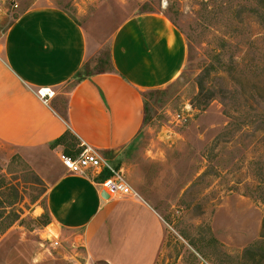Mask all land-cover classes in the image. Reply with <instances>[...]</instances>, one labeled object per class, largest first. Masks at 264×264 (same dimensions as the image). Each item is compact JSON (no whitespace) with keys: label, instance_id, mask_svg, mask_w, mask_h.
<instances>
[{"label":"rangeland","instance_id":"374dc122","mask_svg":"<svg viewBox=\"0 0 264 264\" xmlns=\"http://www.w3.org/2000/svg\"><path fill=\"white\" fill-rule=\"evenodd\" d=\"M48 4L85 28L84 75L111 70L112 37L134 14H163L185 35L183 72L145 93L143 129L111 163L167 222L156 264H264V0H0V45L24 9ZM60 151L0 146V264L86 262L46 224Z\"/></svg>","mask_w":264,"mask_h":264},{"label":"crops","instance_id":"0c3cea01","mask_svg":"<svg viewBox=\"0 0 264 264\" xmlns=\"http://www.w3.org/2000/svg\"><path fill=\"white\" fill-rule=\"evenodd\" d=\"M110 57L111 70L77 80L89 58L85 28L56 4L24 9L0 45V146L62 153L64 144H51L70 131L76 146L91 145L111 163L143 129L145 92L183 72L188 45L165 15L141 12L117 28ZM40 89L55 94L45 102ZM100 182L92 171L70 173L63 165L46 192L59 234L78 241L87 264H156L166 220L140 195L104 198Z\"/></svg>","mask_w":264,"mask_h":264},{"label":"built area","instance_id":"2783aa9c","mask_svg":"<svg viewBox=\"0 0 264 264\" xmlns=\"http://www.w3.org/2000/svg\"><path fill=\"white\" fill-rule=\"evenodd\" d=\"M43 89L38 90V95L43 99V101L48 102V99L54 96L55 91L48 89V91L43 92ZM60 159L70 173L77 174H88L89 171L95 175V177L103 170L109 169L111 171V176L105 181H99L103 189L107 191L110 198H119L127 196H138V192L132 187V185L126 179L122 169L116 168L108 159L95 147L91 145H85V147L80 151V153L73 157L66 153L60 154ZM51 232V231H50ZM54 243L58 244L57 239L59 235H54ZM87 264V263H80Z\"/></svg>","mask_w":264,"mask_h":264},{"label":"trees","instance_id":"16d2710c","mask_svg":"<svg viewBox=\"0 0 264 264\" xmlns=\"http://www.w3.org/2000/svg\"><path fill=\"white\" fill-rule=\"evenodd\" d=\"M110 63H111V69H112L113 67H112L111 57H110ZM82 71H79L77 73V75H76L77 80H80L84 76H87V75L91 74V73L85 72L86 74L84 75V73ZM100 72H103V71H100ZM199 87H200V94H199V96H200L203 93V91H204V86L201 83L199 85ZM145 93H147V92H145ZM144 96H145V94H144ZM205 98H206V101L208 102L210 99L213 98V95H211V94L210 95H207ZM76 140H77V138L75 137V135H73L72 132L67 131L64 135H62L61 137H59L58 139H56L51 144V146L55 147L58 144H64L65 145V152H66V154L76 157L80 153V151L82 149L81 147H78L77 152L75 154H73L72 150L75 149V147H76ZM111 174L112 173H111V171L109 169H103L95 177V179L96 180H99V181H105L106 179H108L111 176ZM47 211H48V208H47ZM49 222H51V221H47L46 224H48Z\"/></svg>","mask_w":264,"mask_h":264},{"label":"water","instance_id":"95a60500","mask_svg":"<svg viewBox=\"0 0 264 264\" xmlns=\"http://www.w3.org/2000/svg\"><path fill=\"white\" fill-rule=\"evenodd\" d=\"M102 196H103L104 198H106V199H109V198H110L109 194L107 193V191H106L105 189L102 191ZM54 225H55L54 223H51V224L48 226V228L50 229L51 232L54 233V235H58V234H59V230H58V233H56V232H54L53 229H52V227H53Z\"/></svg>","mask_w":264,"mask_h":264},{"label":"bare ground","instance_id":"6f19581e","mask_svg":"<svg viewBox=\"0 0 264 264\" xmlns=\"http://www.w3.org/2000/svg\"><path fill=\"white\" fill-rule=\"evenodd\" d=\"M42 91L45 92V91H48V89L47 90L46 89H43Z\"/></svg>","mask_w":264,"mask_h":264}]
</instances>
